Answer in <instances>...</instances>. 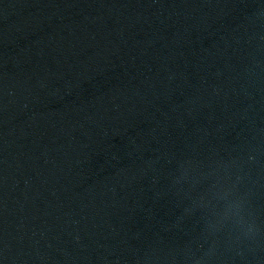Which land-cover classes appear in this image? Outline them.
Listing matches in <instances>:
<instances>
[{
  "label": "water",
  "instance_id": "obj_1",
  "mask_svg": "<svg viewBox=\"0 0 264 264\" xmlns=\"http://www.w3.org/2000/svg\"><path fill=\"white\" fill-rule=\"evenodd\" d=\"M0 264H264V0H0Z\"/></svg>",
  "mask_w": 264,
  "mask_h": 264
}]
</instances>
